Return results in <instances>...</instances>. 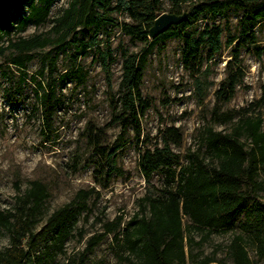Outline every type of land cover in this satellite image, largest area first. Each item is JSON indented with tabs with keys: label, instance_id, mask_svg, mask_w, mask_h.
<instances>
[{
	"label": "rangeland",
	"instance_id": "374dc122",
	"mask_svg": "<svg viewBox=\"0 0 264 264\" xmlns=\"http://www.w3.org/2000/svg\"><path fill=\"white\" fill-rule=\"evenodd\" d=\"M70 1L56 0L44 24L29 25L24 32L14 33L11 37L17 40L45 34L56 40L57 35L52 31L55 19ZM193 2L161 0L158 16L162 13H188ZM117 4L115 0L113 6ZM244 14L245 10L231 7L223 14L201 15L193 23L189 31L195 37L213 26H221L224 30L221 49L210 58L208 48H202L195 70L184 64V42L180 36L166 37L153 47H147L125 34L119 26L112 25L92 29L90 36L95 35L101 43L86 53H82L80 39L71 38L72 44L61 51L53 71L49 62L56 52L55 43L37 49L25 71L8 63V58L16 54L13 49H8L0 57V208H15L17 197L29 187V180L34 179L36 170L43 169V175L49 172L58 175L60 185L45 201L40 223L34 232L78 190L93 187L97 191L89 200L91 213L80 218L76 236L69 239L66 253L58 255L54 264L78 260L87 239L105 231V222L121 216L122 226H125L140 211L146 196L156 197L163 193L168 184L166 170H159L146 179L139 169V157L147 148L164 145L163 132L166 129L176 127L183 134L180 145L171 143L173 151L180 156L178 170L189 163V153H205L201 136L206 127L232 131L238 116L229 123L214 119L215 91L228 75V63L233 60V50L240 39V22ZM112 15L119 24L141 22L127 9L114 11ZM255 30L259 48L252 45L241 48L238 65L243 76L234 96L221 105L222 112L264 115V108L257 103L264 87V21ZM233 37L238 38L229 44ZM78 38H82L81 35ZM7 44L6 39L5 46ZM148 48L141 85L144 112L140 117L141 135L138 136L132 125L124 129L115 117L122 111L119 84L124 58L126 54H140ZM73 65L83 68L85 80L82 83L61 81L62 74ZM42 69L44 74L40 75ZM236 69L235 66L231 68ZM34 76L44 85L51 84L56 89L58 106L50 128L44 125L42 111L38 109ZM114 144L121 147L112 155ZM112 166L116 170L111 171ZM17 179L19 189L15 185ZM259 179L264 180V167ZM256 200L264 205V192L257 194ZM244 220L242 215L234 228L210 234L192 229V243L186 247L187 264H201L208 257L217 260L211 264H233L228 246L236 234L244 236L253 264H264L251 233L240 227ZM183 221L186 226L192 224L188 216H184ZM9 244V233L0 229V251ZM43 248L44 242H41L39 249ZM126 255L127 252L113 241V234H108L88 254L84 264H131L120 258Z\"/></svg>",
	"mask_w": 264,
	"mask_h": 264
},
{
	"label": "trees",
	"instance_id": "16d2710c",
	"mask_svg": "<svg viewBox=\"0 0 264 264\" xmlns=\"http://www.w3.org/2000/svg\"><path fill=\"white\" fill-rule=\"evenodd\" d=\"M55 1L0 0V57L8 49H13L16 54L8 58V63L25 71L37 49L55 43L56 52L49 62L53 71L61 51L72 44L71 38L80 39L82 53H86L101 43L95 35L90 36L92 29L112 25L119 26L125 34L147 47H153L163 38L180 36L184 42V64L195 70L202 48H208L210 58L221 49L224 30L221 26H213L195 37L189 31L193 23L201 15L223 14L231 7L245 10L240 22V39L235 44L233 60L228 63V75L215 91L213 111L214 119L220 123L232 122L238 116L237 124L230 132L216 130L214 126L206 127L201 136L205 153H189V163L179 170L180 156L173 151L171 143L180 145L183 134L176 127L166 129L163 146L147 148L140 154L139 169L146 179L165 169L167 188L159 196H146L140 211L125 226H122L121 216L105 222V231L90 236L79 259H72L68 264H84L88 254L108 234H113V241L127 252L120 258L131 264H187L186 247L192 243V229L206 234L227 231L237 225L242 215L245 220L240 227L251 233L257 253L264 258V205L256 200V195L264 192V180L259 179L264 167V115L221 111V105L234 96L243 76L238 65L241 48L250 45L259 48L255 29L264 21V0H194L187 17L156 38H150L149 31L158 17L161 0H117L116 6H113L115 0H71L55 19L52 31L57 35L56 40L45 34L19 37L17 40L11 37L14 33L24 32L29 25L44 24ZM122 9H127L141 22L136 25L116 22L112 13ZM79 35L82 38H78ZM236 38H231L228 43L233 44ZM6 39L8 44L5 46ZM149 49L140 54H126L119 84L122 111L116 115V122L124 129L132 125L138 136L141 135L140 117L145 103L141 85ZM234 66L237 69L231 70ZM39 73L43 75L44 70ZM33 80L37 86L38 109L42 111L44 125L50 128L58 106L56 89L51 84L44 85L37 76ZM69 80L82 83L85 80L83 68L73 65L64 72L61 81ZM257 103L264 108V87ZM120 147L114 144L110 153L114 155ZM113 167L111 171L116 170ZM43 172V169L36 170L34 179L29 180V187L17 197L13 210L0 208V229L10 236L9 246L0 251V264H54L58 255L66 253L69 239L76 236L80 218L88 217L92 211L89 200L96 189H80L34 232L40 223L45 201L60 185L58 175L51 172L43 175ZM15 185L20 188L19 179ZM184 216H188L192 224L186 226ZM80 235L83 236L82 233ZM41 242H44L43 250L39 249ZM228 250L233 264H253L242 234L232 238ZM215 261V258L208 257L201 264Z\"/></svg>",
	"mask_w": 264,
	"mask_h": 264
},
{
	"label": "water",
	"instance_id": "95a60500",
	"mask_svg": "<svg viewBox=\"0 0 264 264\" xmlns=\"http://www.w3.org/2000/svg\"><path fill=\"white\" fill-rule=\"evenodd\" d=\"M188 13L181 15L173 13H162L154 21L153 26L150 28L149 37L156 38L160 34L166 32L171 26L181 23Z\"/></svg>",
	"mask_w": 264,
	"mask_h": 264
}]
</instances>
